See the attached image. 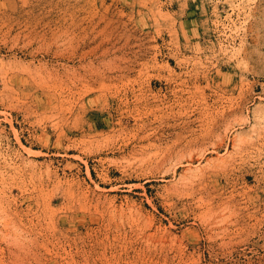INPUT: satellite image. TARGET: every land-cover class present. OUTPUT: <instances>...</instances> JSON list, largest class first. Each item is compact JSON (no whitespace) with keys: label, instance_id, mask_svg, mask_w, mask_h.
Listing matches in <instances>:
<instances>
[{"label":"rangeland","instance_id":"rangeland-1","mask_svg":"<svg viewBox=\"0 0 264 264\" xmlns=\"http://www.w3.org/2000/svg\"><path fill=\"white\" fill-rule=\"evenodd\" d=\"M0 264H264V0H0Z\"/></svg>","mask_w":264,"mask_h":264},{"label":"bare ground","instance_id":"bare-ground-1","mask_svg":"<svg viewBox=\"0 0 264 264\" xmlns=\"http://www.w3.org/2000/svg\"><path fill=\"white\" fill-rule=\"evenodd\" d=\"M147 124H148V123H147ZM147 124H146V125H147ZM139 129H140V128H139ZM180 133H181V132H180ZM144 137H145V136H144ZM154 138H155V137H154ZM9 216H10V215H9ZM12 223H13V221H12Z\"/></svg>","mask_w":264,"mask_h":264}]
</instances>
